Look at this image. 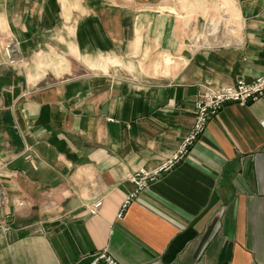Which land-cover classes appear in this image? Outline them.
<instances>
[{"label":"crops","instance_id":"crops-1","mask_svg":"<svg viewBox=\"0 0 264 264\" xmlns=\"http://www.w3.org/2000/svg\"><path fill=\"white\" fill-rule=\"evenodd\" d=\"M212 19L229 32L203 48ZM11 36L0 264H264L263 100L224 106L118 217L130 175L179 152L199 89L264 73V0H0V49Z\"/></svg>","mask_w":264,"mask_h":264},{"label":"built area","instance_id":"built-area-1","mask_svg":"<svg viewBox=\"0 0 264 264\" xmlns=\"http://www.w3.org/2000/svg\"><path fill=\"white\" fill-rule=\"evenodd\" d=\"M212 29L210 28L209 34ZM207 41H201L202 47H211L206 45ZM3 53V55H1ZM25 60L21 51V43L15 37H9L0 49V66L7 64L11 66H22ZM257 100L264 101V73L257 76L253 81L239 79L235 84L212 88L204 86L198 91V96L195 101V121L189 134L184 138L179 152L170 158L163 166L147 170L140 168L132 173L129 177L134 184V189L129 192L118 213L119 218H123L129 205L137 198V196L147 188L152 182L157 180L164 172L174 167L183 156L191 149V146L203 134L211 118L219 113V111L230 103H238L242 105L250 104ZM261 125L264 126V118L261 120ZM7 199L5 191L0 188V203H4ZM102 205L101 201L96 202L90 212L95 214ZM89 264H119V261L107 250L103 249L96 252Z\"/></svg>","mask_w":264,"mask_h":264},{"label":"rangeland","instance_id":"rangeland-1","mask_svg":"<svg viewBox=\"0 0 264 264\" xmlns=\"http://www.w3.org/2000/svg\"><path fill=\"white\" fill-rule=\"evenodd\" d=\"M214 22H216V23H214ZM217 23H219L218 20L216 21V20L212 19V20L209 21V23L205 27V31H204L203 35H205V41H207L206 45H208V46L220 45V44L224 43L223 41L222 42L220 41V37L223 34H226V32H229L227 30V28H225V27L219 28L217 26ZM210 28L212 29L211 33L213 35L216 34L215 36L209 34ZM228 28H231V27H228ZM232 28L235 29V27H232ZM11 37H13V36H11ZM1 55H3V53H1ZM166 62L170 64V60L169 59H166ZM4 65H7V64H4Z\"/></svg>","mask_w":264,"mask_h":264}]
</instances>
